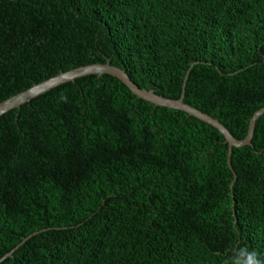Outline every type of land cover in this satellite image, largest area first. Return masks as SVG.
Segmentation results:
<instances>
[{"label": "trees", "instance_id": "16d2710c", "mask_svg": "<svg viewBox=\"0 0 264 264\" xmlns=\"http://www.w3.org/2000/svg\"><path fill=\"white\" fill-rule=\"evenodd\" d=\"M109 61L238 139L264 106V0H0V102ZM187 75V76H186ZM264 258V116L251 160L174 110L89 76L0 117V264Z\"/></svg>", "mask_w": 264, "mask_h": 264}, {"label": "water", "instance_id": "95a60500", "mask_svg": "<svg viewBox=\"0 0 264 264\" xmlns=\"http://www.w3.org/2000/svg\"><path fill=\"white\" fill-rule=\"evenodd\" d=\"M89 76H102L114 80L122 85V87L134 98L143 102L164 107L168 110L183 113L208 127L212 131L217 132L225 143L227 163L232 149L237 150L247 159L251 160V144L254 125L259 118L264 116V106L257 109L253 113L251 118L248 120L247 133L245 137L238 139L218 118H215L184 101L186 79L182 85L181 95L178 98L164 97L155 93L153 89L139 87L124 69L111 64L108 60L105 62L86 64L66 71H61L50 78L34 83L31 87L1 101L0 117L32 101L33 99L42 96L54 88ZM10 255L11 253H7L0 258V261Z\"/></svg>", "mask_w": 264, "mask_h": 264}, {"label": "clouds", "instance_id": "9594fccd", "mask_svg": "<svg viewBox=\"0 0 264 264\" xmlns=\"http://www.w3.org/2000/svg\"><path fill=\"white\" fill-rule=\"evenodd\" d=\"M232 264H264V258H261L255 251L242 248L236 254V259L233 260Z\"/></svg>", "mask_w": 264, "mask_h": 264}]
</instances>
